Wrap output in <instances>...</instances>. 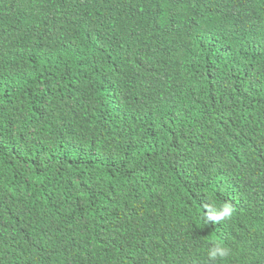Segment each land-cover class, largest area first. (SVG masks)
I'll return each mask as SVG.
<instances>
[{
    "label": "trees",
    "instance_id": "trees-1",
    "mask_svg": "<svg viewBox=\"0 0 264 264\" xmlns=\"http://www.w3.org/2000/svg\"><path fill=\"white\" fill-rule=\"evenodd\" d=\"M0 264H264V0H0Z\"/></svg>",
    "mask_w": 264,
    "mask_h": 264
},
{
    "label": "clouds",
    "instance_id": "clouds-1",
    "mask_svg": "<svg viewBox=\"0 0 264 264\" xmlns=\"http://www.w3.org/2000/svg\"><path fill=\"white\" fill-rule=\"evenodd\" d=\"M234 208L228 203H222L218 208L214 205L209 206L206 211L207 220L223 221L230 219L233 215ZM231 254V249L217 240L216 244L208 249V257L210 259H225Z\"/></svg>",
    "mask_w": 264,
    "mask_h": 264
}]
</instances>
